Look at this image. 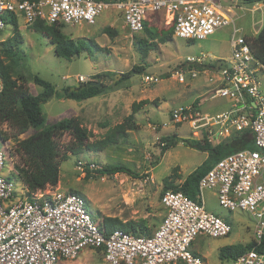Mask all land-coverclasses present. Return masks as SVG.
Here are the masks:
<instances>
[{"label": "rangeland", "instance_id": "1", "mask_svg": "<svg viewBox=\"0 0 264 264\" xmlns=\"http://www.w3.org/2000/svg\"><path fill=\"white\" fill-rule=\"evenodd\" d=\"M218 1L224 9L232 7L230 16L234 19L233 25L241 28L247 39L256 36L264 19L263 2L249 4L243 0ZM114 12L109 10L102 13L94 25L64 26L62 32L70 39H85L96 45L92 54L84 49L78 56L69 59L58 57L54 53V46L43 34L35 32L31 27L25 29L20 22L18 29L23 38L22 58L14 63L4 61L5 65H9V86L4 97L20 91L33 95L41 92V88L34 84L33 76L50 82L56 90L78 86L81 83L79 76L84 77V82L90 81L95 75L102 76L91 80L102 83L106 88V91L94 98L80 102L51 98L41 105L45 117L43 128L74 118L87 130L90 142L105 138L113 127L124 122L131 113L133 103L149 101L135 114L136 127L128 131L123 140L99 151H83L77 155L67 153L68 159L60 163L58 184L50 188L62 192L75 191L84 196L88 209L98 219L116 217L122 222L143 219L148 229L155 230L165 215V209L160 203L164 179L179 176L180 179L175 181V184H179L207 157V153L188 146L191 141H202L200 133L186 124H173L170 112L179 106L195 105L194 108L213 115L228 108L230 100L211 98L210 92L218 78V75H212L215 72V60H231L229 41L233 25L215 32L205 40L187 41L172 36L168 42H156L157 45L143 62L134 44L145 36L143 33H130L121 18H114ZM106 27L115 30L116 35L110 37L103 33ZM166 29L164 23L158 22L157 31ZM11 35V29L7 27L0 32V41ZM187 57L200 58L202 63L189 66L185 62ZM207 58L211 59L207 61ZM143 64L142 74L116 84L121 77L118 74ZM183 67L186 70L194 69L198 73L197 77L187 79L184 83L177 82L174 75ZM144 75H155L160 80L156 84L145 83L142 80ZM38 130L31 128L14 137L6 123L0 125V132L8 136L5 141H1L6 142L7 154L3 145H0L5 154L3 174L17 188L21 184L17 172V165L21 161L16 152L17 143L30 136L36 137L39 135ZM166 137H173L175 144L160 155ZM70 140L69 133L57 139L60 153L65 152V146ZM78 162L85 166L92 163L95 168L81 170ZM116 164L124 166L132 174L101 176L95 173L107 165ZM197 196L206 211L228 222L232 230L226 237L216 239L198 233L191 251L201 258L203 264H232L220 260L218 251L223 246L252 242V218L245 212H229L220 208L213 192L208 194V191H204ZM57 264L105 263L99 251L87 248L81 250L75 259L61 260Z\"/></svg>", "mask_w": 264, "mask_h": 264}, {"label": "built area", "instance_id": "2", "mask_svg": "<svg viewBox=\"0 0 264 264\" xmlns=\"http://www.w3.org/2000/svg\"><path fill=\"white\" fill-rule=\"evenodd\" d=\"M109 10L118 13L132 34L142 33L151 14H162V23L173 28L172 36L187 41L205 40L234 24L232 7L224 9L218 0H0V32L11 29L12 18L25 29L36 22L94 25ZM229 44L231 60L210 71L218 75L210 97L230 100V107L211 115L194 106H179L170 112V121L188 125L212 145L234 133H252L254 149L238 150L217 161L199 179L198 194L213 192L220 208L250 215L253 242L259 245L264 238V64L252 54L241 28L233 25ZM201 60L187 57L185 62L190 66ZM197 75L183 67L174 78L184 83ZM78 80L85 83L82 76ZM142 80L156 84L160 79L144 75ZM2 89L0 77V94ZM5 144L0 141L7 154ZM5 154L0 146V264H57L75 259L87 248L99 251L105 264H203L191 251L196 235L216 239L232 230L200 200L168 190L160 201L165 215L151 235L118 230L106 234L84 196L50 186L30 192L21 180L17 188L3 174ZM78 165L81 170L95 168L92 163ZM232 264H264V254L252 248Z\"/></svg>", "mask_w": 264, "mask_h": 264}, {"label": "trees", "instance_id": "3", "mask_svg": "<svg viewBox=\"0 0 264 264\" xmlns=\"http://www.w3.org/2000/svg\"><path fill=\"white\" fill-rule=\"evenodd\" d=\"M243 1L249 4L257 2L264 3V0ZM161 18V14L159 13L151 14L149 20L144 22L142 33L145 38L138 40L134 44V48L143 62L146 60L148 53L157 45L156 42L165 43L172 38L173 28L171 26L167 27L166 30H156V26L158 22H161ZM10 24L12 25L11 37L0 41V77L3 83V89L0 94V125L6 123L14 137L24 134L31 128L40 129L37 131L39 135L36 137L30 136L18 141L16 150L21 160L19 165H17L19 179L26 185L30 192H34L46 186L54 187L58 184L60 163L68 159L67 153L77 155L83 151H99L115 145L118 140H123L127 132L134 130L136 127L134 123L135 114L143 105L148 104L149 101L145 100L133 103L131 113L125 118L124 122L113 127L105 138L99 141L90 142L87 130L74 118L65 119L52 126L43 128L45 117L42 113L41 105L48 102L51 98L69 99L80 102L102 94L106 91V88L104 85L100 88L96 86L81 88L85 83L102 77L100 75H95L90 81L80 83L76 87L67 86L60 90H56L50 82L38 76H33V82L41 88V92L33 95L25 91H20L4 97L6 88L9 86L7 81L9 65H5L4 61L9 60L11 63H14L22 58V35L19 32L17 22L14 18L10 20ZM63 28V25H46L42 22H36L31 27L32 30L43 34L49 40L54 46V53L58 57L69 59L73 56H78L84 49L88 50L90 54L93 53V48L96 46L93 41L70 39L63 34ZM103 33L110 37L116 35V31L110 27L104 28ZM247 40L254 57L264 64V19L256 36ZM144 66V64L133 66L131 70L121 74L116 84L130 79L134 75L142 74L144 72ZM72 88L77 89V91H74ZM153 102L156 103V101ZM193 106L195 107V105ZM64 133H69L71 140L65 146V152L60 153L57 139ZM7 138L6 133L0 132V141H5ZM163 141L165 145L162 147L160 155L175 144L173 137H166ZM188 146L207 153L206 159L179 184H175V181L180 179L179 176L165 178L161 195L168 190L179 191L191 200L199 202L197 196L198 181L217 161L238 150L254 149L253 136L248 130L234 133L219 144L212 145L206 139H203L202 141H191L188 143ZM95 173L101 176H112L117 173L132 174L124 166L118 164L107 165L96 170ZM86 176L88 177L89 175L86 174ZM93 219L97 220L98 218L94 216ZM100 224L106 234L118 230L133 236H149L154 231V229H148L147 223L143 219L122 222L116 217H104L101 219ZM252 248L258 253L264 254V238H262L259 245H255L252 241L246 245L223 246L218 251V258L232 263L240 255L248 252Z\"/></svg>", "mask_w": 264, "mask_h": 264}, {"label": "water", "instance_id": "4", "mask_svg": "<svg viewBox=\"0 0 264 264\" xmlns=\"http://www.w3.org/2000/svg\"><path fill=\"white\" fill-rule=\"evenodd\" d=\"M221 64H225V61L224 60L217 61V64L215 65L214 70L217 71ZM227 67H229V64H227ZM120 76H121V74H118V77H120ZM86 86H96V87L100 88L102 86V83H100V82L98 83V82H95V81H90L88 83H85L81 88H84ZM72 89L74 91H77V89H75V88H72Z\"/></svg>", "mask_w": 264, "mask_h": 264}, {"label": "crops", "instance_id": "5", "mask_svg": "<svg viewBox=\"0 0 264 264\" xmlns=\"http://www.w3.org/2000/svg\"><path fill=\"white\" fill-rule=\"evenodd\" d=\"M113 16H114V18H116V19H120V16L118 15V13H116V12H114V14H113ZM161 22L163 21V15L161 14ZM263 21V20H262ZM261 25H262V23H261ZM261 25H260V28H261ZM82 26V25H81ZM260 28L257 30V32L260 30ZM222 30V29H221ZM219 31V30H218ZM214 70V69H213ZM215 71V70H214ZM218 71V70H217ZM216 72V71H215ZM214 73H212V75H213ZM208 86V85H207ZM209 87V86H208ZM230 107V102H228V108ZM228 108H226V109H228ZM225 109V110H226ZM221 112V111H220ZM210 113V112H209ZM216 113H218V112H216ZM210 114H212V113H210ZM208 194H209V191H208Z\"/></svg>", "mask_w": 264, "mask_h": 264}]
</instances>
